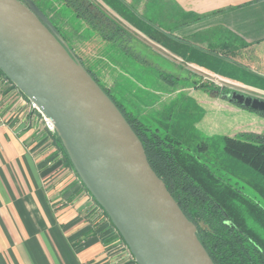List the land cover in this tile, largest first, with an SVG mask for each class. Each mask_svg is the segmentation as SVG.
<instances>
[{"label": "crops", "instance_id": "obj_1", "mask_svg": "<svg viewBox=\"0 0 264 264\" xmlns=\"http://www.w3.org/2000/svg\"><path fill=\"white\" fill-rule=\"evenodd\" d=\"M89 1L133 37L148 38L151 20L150 29L167 37L168 46L148 39L156 46L183 60L175 51L183 43L194 53L184 62L207 70L210 57L217 73L228 64L264 94V0ZM0 84V264H136L120 247H109L116 231L65 162L43 115L1 75ZM140 93L129 96L132 112L144 123H160L165 98L159 90Z\"/></svg>", "mask_w": 264, "mask_h": 264}, {"label": "water", "instance_id": "obj_2", "mask_svg": "<svg viewBox=\"0 0 264 264\" xmlns=\"http://www.w3.org/2000/svg\"><path fill=\"white\" fill-rule=\"evenodd\" d=\"M0 70L50 122L136 264H214L121 111L32 0H0ZM222 99L264 113V99Z\"/></svg>", "mask_w": 264, "mask_h": 264}, {"label": "trees", "instance_id": "obj_3", "mask_svg": "<svg viewBox=\"0 0 264 264\" xmlns=\"http://www.w3.org/2000/svg\"><path fill=\"white\" fill-rule=\"evenodd\" d=\"M63 2L78 18L84 21L86 29L89 31L87 32V40L95 39L98 43H103L97 48L99 53L103 47H113L126 53L131 52L129 48L133 49L134 46L132 45L134 39L131 34L95 4L89 0H63ZM107 4L113 9L116 8L111 2ZM146 22L148 23V29L145 30V35L163 46H168L163 40L167 37L159 34L156 29H150L153 28L151 20ZM54 26L67 43L66 36L60 28L57 25ZM73 39L75 44L76 41H79L76 37ZM68 47L115 103L139 137L150 166L163 180L185 216L196 225L197 237L213 263L264 264V238L246 224L240 205L244 202L248 212L256 217L264 213V206L246 194L242 190L243 185L237 181H231V177L227 172L210 163L207 158H201L197 152L193 153L191 149H194V144H189L188 141L181 138L183 135L180 137L175 136L170 129V125L161 122L156 125L144 123L132 111H127L110 94L109 86L103 83L104 86L99 82L98 76L100 77L102 68L96 67L94 69L92 66H85L81 56L74 51L71 45H68ZM185 55L180 54L179 56L187 61L193 58L191 55L189 56L190 59L184 58ZM134 56L137 59L140 58L137 55ZM209 58L208 63L211 62ZM205 68H211L213 71L217 70L214 65ZM0 75L7 79L1 70ZM206 89L214 95L219 94V96L230 92V90H222V92L218 87ZM236 105L264 116L263 112ZM53 134L55 143L60 149L65 162L72 167L54 130ZM220 139L222 150L230 158L231 163L242 164L264 177V132L240 131L232 136L223 135ZM196 147L206 150L208 144L200 141L196 143ZM249 184L257 187L264 197L262 186H257L251 182ZM103 213L110 226H112L106 213L104 211ZM114 237L123 243L117 231Z\"/></svg>", "mask_w": 264, "mask_h": 264}, {"label": "rangeland", "instance_id": "obj_4", "mask_svg": "<svg viewBox=\"0 0 264 264\" xmlns=\"http://www.w3.org/2000/svg\"><path fill=\"white\" fill-rule=\"evenodd\" d=\"M32 1L40 7L53 25L60 28L66 36L67 44L71 45L74 51L81 56L85 66H92L95 69L101 63L108 65V67H101L100 77L97 75L99 82L111 86L110 94L127 111L135 112L136 102L134 103V100L129 97L132 92L141 94L140 91H149V94H153L154 91L159 90L161 97L165 98L162 105H165L163 108L166 107L164 112L167 113L165 116L160 114L161 123L170 125L175 136L183 135L181 138L189 144H194V149H191L193 153L197 152L201 158H207L210 163L227 172L231 181H237L243 185L242 190L264 206V197L259 189L249 184L251 182L264 188V177L242 164L231 163L230 158L222 150L220 139L223 135L232 136L240 131L264 132V116L230 103L222 99L219 94L214 95L206 89L218 87L221 91L234 90L264 98V94L247 87H255L244 82L247 78L243 81L239 79V77L247 76L246 74L234 73L228 64H224L222 73H217L211 68L198 69L184 62V59L183 61L176 58L156 46L149 41L150 38L140 35L132 36L134 50L129 48L131 52L126 53L113 47H103L99 53L97 48L103 43L97 42L98 45L94 47L91 43L94 39L87 40L89 31L84 21L78 18L63 0ZM114 21L122 26L118 21ZM72 36L79 40L76 44ZM179 47L177 54H186L184 58L187 59H190V55L194 57V53L185 44L181 43ZM134 55L139 56L141 60ZM99 56H104L105 60L94 59ZM209 63L212 67V62ZM218 69L219 71L221 69L219 65ZM3 88L4 85L0 84V89ZM200 141L208 144L206 150L196 147V143ZM240 210L244 213L246 224L264 238V213L256 217L248 212L244 202L241 203ZM120 244L119 239L114 240L113 245L110 244L109 247L117 250ZM126 256L130 258L129 254Z\"/></svg>", "mask_w": 264, "mask_h": 264}, {"label": "built area", "instance_id": "obj_5", "mask_svg": "<svg viewBox=\"0 0 264 264\" xmlns=\"http://www.w3.org/2000/svg\"><path fill=\"white\" fill-rule=\"evenodd\" d=\"M31 105L33 106L32 103H31ZM33 107H34V106H33ZM44 119H45V121H46V123H47V126H48L50 129H52V126H51L50 122H49L45 117H44ZM120 249H123V251H124L125 253L129 254V256L132 257V255L130 254V252H129L127 246H126L124 243H121V244H120Z\"/></svg>", "mask_w": 264, "mask_h": 264}]
</instances>
